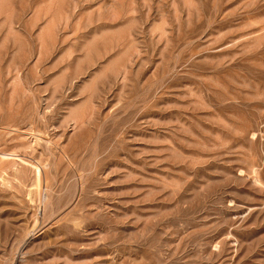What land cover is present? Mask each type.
I'll return each mask as SVG.
<instances>
[{
	"label": "rangeland",
	"instance_id": "obj_1",
	"mask_svg": "<svg viewBox=\"0 0 264 264\" xmlns=\"http://www.w3.org/2000/svg\"><path fill=\"white\" fill-rule=\"evenodd\" d=\"M0 264H264V0H0Z\"/></svg>",
	"mask_w": 264,
	"mask_h": 264
}]
</instances>
